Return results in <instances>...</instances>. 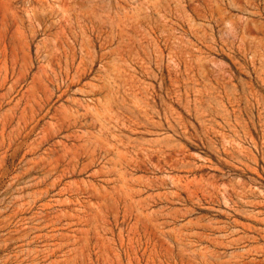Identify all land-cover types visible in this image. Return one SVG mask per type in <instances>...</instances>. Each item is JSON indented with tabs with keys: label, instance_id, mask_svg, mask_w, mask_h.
Instances as JSON below:
<instances>
[{
	"label": "rangeland",
	"instance_id": "1",
	"mask_svg": "<svg viewBox=\"0 0 264 264\" xmlns=\"http://www.w3.org/2000/svg\"><path fill=\"white\" fill-rule=\"evenodd\" d=\"M0 264H264V0H0Z\"/></svg>",
	"mask_w": 264,
	"mask_h": 264
}]
</instances>
